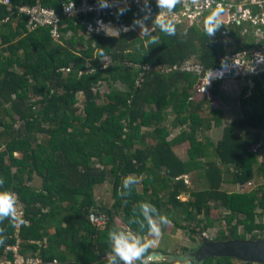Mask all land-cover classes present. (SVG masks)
<instances>
[{"label":"trees","instance_id":"16d2710c","mask_svg":"<svg viewBox=\"0 0 264 264\" xmlns=\"http://www.w3.org/2000/svg\"><path fill=\"white\" fill-rule=\"evenodd\" d=\"M7 1L9 5L0 4V191L15 193L24 205L29 222L19 231L24 254H38L42 264H108L109 231H130L142 238L149 234L142 202L154 205L158 214L165 209L180 212L186 224L176 227L194 242L199 232L191 224L197 221L200 232L210 229L212 208L226 212V229L218 230L213 240L264 237V184L247 193L221 189L225 175L229 184L240 186L256 176L264 178V159L258 161L260 148H255L264 133V71L247 78L253 87L250 94L246 87L240 93L243 115L227 125L219 99L222 80L207 88L206 73L226 64L223 23L213 37L205 33L204 16L194 26L176 23L175 36L158 29L156 35L140 36L133 29L117 39L98 33L87 36L84 21L94 24L93 16L62 17L55 38L50 28L29 30L27 16L18 9L41 3L61 14L64 4L82 0ZM178 10L176 6L174 12ZM141 15L137 7L104 19L129 26ZM241 30L229 29V37L235 39L233 53L264 48V42L255 43L253 37L241 38ZM151 36L158 37V45L146 43ZM104 58L110 60L106 68ZM195 58L194 69H187ZM101 83L111 88L103 97L106 102L98 101ZM80 94L85 102L82 114L74 108ZM170 114L174 118L167 126ZM176 126L178 142L190 145L188 161L177 156L176 141L169 139ZM214 129L220 132L217 142L209 136L199 138ZM193 171L207 188L192 191L194 200L182 202L180 196L189 190L184 177ZM129 175L139 182L124 188ZM36 178L41 182L38 188L32 185ZM106 183L112 184L111 207L100 206L95 196V188ZM92 212L107 216L104 228L91 223ZM149 215L158 219L151 211ZM117 217L125 227L118 226ZM0 227L6 237L0 245L1 264L13 261L6 250L16 244L17 231L9 218ZM195 249L183 248L186 253ZM155 252L150 248L149 256ZM235 260L207 259L200 264Z\"/></svg>","mask_w":264,"mask_h":264},{"label":"built area","instance_id":"2783aa9c","mask_svg":"<svg viewBox=\"0 0 264 264\" xmlns=\"http://www.w3.org/2000/svg\"><path fill=\"white\" fill-rule=\"evenodd\" d=\"M72 3L75 5L74 10L69 13L65 11V8H71ZM98 0H82L79 4L70 2L64 4L61 14L57 13L54 9L47 8L41 3H37L32 6H23L18 9L19 14H24L28 18L27 26L29 30H34L39 27L50 28L53 37L58 38L60 35L59 28L62 17H74V16H93L94 24L97 25V21H105L107 15L113 16L117 13V6H123V0H116V4L111 8L99 9L97 7ZM151 5H156L155 0H150ZM1 5H9L7 0H0ZM127 6L129 11L140 7L136 0H127ZM179 10L174 13H180L184 18L186 16H194L195 21L193 24L200 23L204 16L208 17L210 13L218 8H222L223 11L220 15V20L224 24L225 29L221 31V34L225 38L224 49L226 50V44L229 42V29L231 27H242L243 31L251 30V35L255 39V43L264 42V0H180L177 4ZM152 12H154L151 6ZM106 22V21H105ZM93 26L89 21H84V24ZM192 24V25H193ZM90 28V27H89ZM233 50L227 51V55L222 59L226 62L225 67L221 70H214L216 79L224 77L225 73H228L233 69L236 74L251 71L252 64L255 67H261L264 65V48H253L245 50L243 52H235ZM245 65V68L242 67ZM258 72V71H257ZM213 78L207 75L206 83L207 88L210 87L213 82ZM209 82V83H208ZM207 88L201 89L203 92H208ZM18 198V197H17ZM18 215L25 220V210L22 202L17 204ZM90 220L93 225L98 228H104L107 225L108 218L104 213L92 212L90 214ZM29 224V223H28ZM22 224L16 222V244L7 247V254H12L13 261H8L7 264H42V259L36 255L24 254L21 245L22 240L19 236V231ZM148 262H152L151 257L147 258Z\"/></svg>","mask_w":264,"mask_h":264},{"label":"clouds","instance_id":"9594fccd","mask_svg":"<svg viewBox=\"0 0 264 264\" xmlns=\"http://www.w3.org/2000/svg\"><path fill=\"white\" fill-rule=\"evenodd\" d=\"M136 2L140 5V11L142 15L134 19L132 25L116 26L118 27L116 28L110 23L105 24L104 22L98 20L96 22V30H102L104 31V34L106 36L116 37L118 39L121 35L120 32L126 33L133 27H136L139 28L140 33L142 31L143 35L150 36L151 33L147 21L151 20L152 25H154L155 28L159 30V32L167 36H175L177 34L176 22L174 21V19H172V16L174 14V9L177 4L180 3V0H155L156 7L159 9V11L155 14L154 17L151 10L150 0H136ZM115 4L116 0H98L97 7L102 10L111 8ZM74 8L75 5L72 3L71 8H65V11L71 13ZM128 10L127 0H123V6H117V16L125 14ZM222 11V8H218L217 10H214L212 13H210L209 16L205 19L204 30L207 37H213L222 26V22L219 18ZM194 25L195 24L191 26ZM146 43L150 45H158L159 39L156 36H151V38L146 41ZM99 55H104V52L101 50L99 52ZM210 72L206 73V79L208 73ZM260 72L262 71H259V73ZM223 79L232 78L223 77L216 80ZM138 182L139 181L137 179H133L132 175H129L124 179L123 187L128 188L130 183L136 184ZM2 185L3 180L0 179V186ZM17 204L18 198L15 193L6 190L0 191V222H2L5 218H9L13 223L18 222L22 225H27L29 223L27 220H23L18 215ZM140 207L143 209V214L145 219L147 220L149 233L152 239H143L140 236L133 235L130 231H109L108 239L111 241V251L108 254V264H116L117 258L122 262V264H146V257H150L149 249L157 244L159 239L162 237V225H168L171 223L167 215L157 213V208L154 205H149L142 202ZM149 211H151L153 214L158 215V223L156 219L153 218V216L149 215ZM4 232L5 229L3 227H0V245H3L6 239ZM178 264H195V261L193 258L185 256L180 261H178Z\"/></svg>","mask_w":264,"mask_h":264},{"label":"rangeland","instance_id":"374dc122","mask_svg":"<svg viewBox=\"0 0 264 264\" xmlns=\"http://www.w3.org/2000/svg\"><path fill=\"white\" fill-rule=\"evenodd\" d=\"M157 12H152L153 14V17L155 16ZM172 19H174V21L178 24H182L183 26H188L190 27L194 21H195V17L194 16H186V18L183 17L182 14L180 13H174L173 16H172ZM104 22L105 24H108L110 23L112 26L116 27L118 26V24L115 22V21H111V22H105V21H102ZM147 24L149 26V29H150V33L152 35H156L157 34V30L156 28H154L155 26L152 25V21L149 20L147 21ZM90 26L87 27V36H89L90 34L92 33H98L99 31H97V25L96 24H93V26H91V28H89ZM135 29L136 32L140 35V36H144L142 31L140 33L139 31V28H132L130 29L129 31ZM127 31V32H129ZM242 31V30H241ZM121 33V32H120ZM120 35V34H119ZM249 36V37H253L249 30H247L246 32L242 31V34L240 33V37L243 38L245 36ZM226 38V37H225ZM225 38L223 39L224 42H225ZM235 39H232L229 37V42L230 43H227L226 44V51H229L230 49L233 50L235 49V46L233 45V41ZM197 62V59H192L191 62L187 63V65L185 66L187 69L190 68V69H194V65L196 64ZM103 67H108L110 65V60L108 58H104L103 59ZM245 68V65L242 67V69ZM146 69V68H145ZM251 71H253V68H251ZM259 71H263L262 69H260ZM258 72H255V73H259ZM252 73V72H251ZM247 75H245L244 73H239V74H236L234 73V77L232 78V80L234 79L236 82H237V87H238V93L239 91L243 88H248L247 90V94H250L251 91H252V87H253V84L250 80H247V78L251 77L252 74H249L248 75V71L246 72ZM117 88H122L121 85H115ZM110 86L107 84V83H101L98 87V91L101 95V98L100 100H98L99 102H106L107 99L106 98H103L105 94H107L109 91H110ZM39 98H35L34 100H38ZM238 100V99H237ZM236 100V101H237ZM84 96L83 95H79L78 96V104L74 107L75 110H76V113H80L82 114L83 113V107H84ZM241 109V108H240ZM242 114V113H241ZM243 115V114H242ZM174 116L173 114H170V117H169V120L170 122L167 123V126H169L171 124V120H173ZM228 120L232 121V118H225L223 119V123L224 124H228ZM176 130H172V135L170 136V140L172 141H176V145L174 146V151L175 153H177L178 157L182 160V161H188L189 158H188V149L190 148V145L189 144H182L180 142H178V137H179V128L176 126ZM218 133L215 135V134H212L211 137L213 138V142H215L219 137L220 135V132L219 130H214V132H217ZM208 133V132H207ZM199 138L201 139H205V136L208 137V134H203V133H200L199 134ZM255 148H260V150H256L253 148V150H256L258 151V161L259 160H263L264 159V154L262 153L264 151V133H263V139L262 141L255 147ZM259 163V162H258ZM254 169H256V166L254 167ZM225 179H226V183H224L222 185V191L224 192H235V193H247V192H251L253 191L254 189H256L257 186L261 185V184H264V178H260L258 176H256L254 178V180L244 186H240V185H231L229 184L227 180H230V177L228 175H225L224 176ZM185 182L187 184V188L189 189L186 193L182 194L180 196V200L182 202H188V201H193L194 199L192 198L191 196V192L192 191H200L202 189H205L207 188L206 186V182L204 180H200L196 177L195 175V171L191 172L189 174V176H185ZM144 179V177H140V181ZM32 185L36 186L37 188L41 186V182L39 179H35V181L32 182ZM139 191L142 192L143 191V186L140 184L139 186ZM164 195V194H162ZM96 197H97V201H98V204L100 206H106V207H111V205L114 203V198H113V193H112V184L111 183H108V184H104V185H101L99 186L97 189H96ZM195 212V211H194ZM257 212H260V210H257ZM180 214V212H178ZM196 213V212H195ZM211 215L210 217L212 218V220H214L213 224H212V227H210V229H208L207 231L205 232H200L201 227H198L197 226V221H194L192 224H191V227L192 228H196L197 231L199 233L197 234H194L193 237H195V239L197 240L196 242H194L191 238V236L187 233V232H184L183 230L181 229H178L172 222L168 225H164L165 227L162 228V230L165 232L167 231V235H163L162 237V242L163 244L167 245V246H173V253L174 255L172 256L171 260H172V263L174 264H178V261H180L183 257H185V255H187L188 253L184 252L183 248H188V249H192V248H198V246L201 244V239H202V236L204 235L205 237L209 238L210 240H213L214 238H216L217 236V232L218 230H225L226 229V225L224 224V221H222V218L223 216H225L226 212L223 210V209H214L212 208L211 210ZM197 214V213H196ZM179 216V219L182 218V215H178ZM202 215H198L197 219L200 220L199 218H201ZM178 218V217H177ZM221 218V219H220ZM220 219V220H219ZM116 222L118 224V226H123L125 227L124 225V222L122 221V219L120 217H117L116 219ZM173 220L177 222V224L179 223V221L174 217ZM264 221V219H263ZM158 223V221H157ZM180 224V223H179ZM181 224H186L183 219H181ZM240 232H242V230L240 229L239 230ZM169 233L172 234V236H176L174 239L171 238V235H168ZM247 240L248 239V236H247ZM215 241V240H213ZM170 246V247H171ZM192 252V251H191ZM186 253V254H185ZM8 261H5V262H1V264H7ZM235 264H246V263H243V262H240L238 260H235L234 261ZM250 264V263H249Z\"/></svg>","mask_w":264,"mask_h":264},{"label":"water","instance_id":"95a60500","mask_svg":"<svg viewBox=\"0 0 264 264\" xmlns=\"http://www.w3.org/2000/svg\"><path fill=\"white\" fill-rule=\"evenodd\" d=\"M89 24H85L87 28ZM125 32H121L123 34ZM101 36H106L102 31L98 32ZM253 71H249V74H254L260 69L264 70V65L261 67H255L252 64ZM234 70L231 69L228 73L224 74V77H234ZM252 72V73H251ZM210 78L216 80L214 71L208 73ZM188 257L194 259L195 264H200L207 259L218 258H233L243 263L250 264H264V237L259 240H233L228 239L226 241H213L209 238L202 236L200 246L187 254ZM153 262H169L172 263V256H167L163 252H155L150 255ZM148 262V260H146ZM118 264H122L119 262Z\"/></svg>","mask_w":264,"mask_h":264},{"label":"crops","instance_id":"0c3cea01","mask_svg":"<svg viewBox=\"0 0 264 264\" xmlns=\"http://www.w3.org/2000/svg\"><path fill=\"white\" fill-rule=\"evenodd\" d=\"M220 91H221V95L219 97L220 99V102L223 106V109H222V119L225 118H232V120H238L242 117V111L240 109V105H239V96H240V93H241V90L239 91L238 93V87H237V82L233 79H223L221 81V85H220ZM238 99V100H237ZM237 100V101H236ZM230 122V120H228V123ZM177 128H175L174 130H176ZM215 130V129H214ZM214 130H211L209 131L208 133V136L210 137V140L212 141L213 138L211 137L212 134H215L216 133L214 132ZM219 140V138L215 141L217 142ZM214 142V143H215ZM174 148V147H173ZM177 154V153H176ZM178 155V154H177ZM108 184V183H106ZM99 186H97L95 188V196H96V189L98 188ZM97 198V197H96ZM113 205V204H112ZM111 205V206H112ZM164 215H167V217L169 218V220L176 226L177 222L176 220L174 221L173 218L175 217L179 223L178 225H182L181 224V219H179V216L180 215L179 213H175V211L171 210H167L165 209L164 210ZM178 217V218H177ZM156 221L159 222L158 219H156ZM165 227L164 225H162V228ZM178 228V227H177ZM180 229V228H178ZM182 230V229H181ZM162 237L163 235H167V231H163L162 230ZM168 235H171V238L174 239L176 236H172L171 233H169ZM162 237L159 239L158 243L155 244L152 248L154 250H157V252H163L165 255L167 256H173L174 253L172 252L173 251V246H167L165 244H163L162 242ZM143 239H146V240H150L152 239L150 233ZM57 261H55L53 264H56Z\"/></svg>","mask_w":264,"mask_h":264},{"label":"bare ground","instance_id":"6f19581e","mask_svg":"<svg viewBox=\"0 0 264 264\" xmlns=\"http://www.w3.org/2000/svg\"><path fill=\"white\" fill-rule=\"evenodd\" d=\"M116 28H118V27H116ZM100 31H102V30H100ZM103 33H104V31H102Z\"/></svg>","mask_w":264,"mask_h":264},{"label":"flooded vegetation","instance_id":"af4514ba","mask_svg":"<svg viewBox=\"0 0 264 264\" xmlns=\"http://www.w3.org/2000/svg\"><path fill=\"white\" fill-rule=\"evenodd\" d=\"M185 256H187V255H185ZM188 257V256H187Z\"/></svg>","mask_w":264,"mask_h":264}]
</instances>
